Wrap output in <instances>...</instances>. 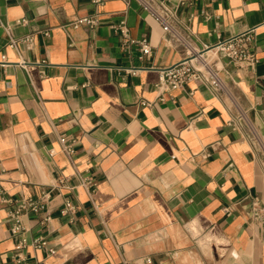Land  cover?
I'll list each match as a JSON object with an SVG mask.
<instances>
[{"label":"crops","instance_id":"crops-1","mask_svg":"<svg viewBox=\"0 0 264 264\" xmlns=\"http://www.w3.org/2000/svg\"><path fill=\"white\" fill-rule=\"evenodd\" d=\"M171 3L197 48L257 28V67H227L225 78L264 141V0ZM96 15V27H71ZM0 19L34 39L16 51L0 28V264H18L19 242L2 201L45 194L46 209L22 217L21 264H264V224L251 217L252 200L264 204L263 158L202 82L159 97L158 69L184 50L136 1L0 0ZM122 21L151 43L150 58L123 49L111 28ZM132 67L144 70H123ZM62 135L74 141L72 161ZM39 237L56 253L36 249Z\"/></svg>","mask_w":264,"mask_h":264},{"label":"built area","instance_id":"built-area-1","mask_svg":"<svg viewBox=\"0 0 264 264\" xmlns=\"http://www.w3.org/2000/svg\"><path fill=\"white\" fill-rule=\"evenodd\" d=\"M106 0H92L96 6L104 5ZM129 6L132 1H136L143 10L156 20L162 27L165 33L172 35L173 39L183 48V58L177 64L160 68L159 80L155 85L156 92L163 99L164 94L170 90H182L193 81L202 82L216 97L223 100L229 105V111H235V114L228 120V125L234 130L240 131L243 138L251 147L258 152L263 158L264 166V141L261 138L259 131L252 125L247 112L242 110L237 102V99L232 92L228 80L225 78L230 75L227 67L234 66L237 68L255 69L259 63V58L256 55L254 48L257 28H251L237 36L230 38L219 39L215 44H203L201 48L194 46L190 36L181 34L176 29L178 21L177 11L172 6V0H123ZM18 24L26 25L27 20H19ZM99 24L98 15L93 17H79L72 21L71 27L80 28L83 26L96 27ZM0 28H4L9 36L8 46L18 51L20 43L28 45L29 49L34 46L32 36L24 38H16L11 32V26L4 25L0 19ZM111 28L119 33L123 38V49L136 47L140 53V59L150 58L153 54V46L148 40L133 39L130 35L129 28L125 21L119 24H113ZM46 36L50 32L45 33ZM1 64H9L7 57L2 56ZM16 65L25 68L28 72L35 66L28 64L25 60H21ZM126 74L136 76L144 68L132 67L123 69ZM44 75V74H43ZM61 151L72 161L74 151V141H70L65 135L59 138ZM54 154V151H51ZM84 186L91 185V182H83ZM2 191L0 181V192ZM48 195L45 194L43 199L35 200L33 198H23L21 200L4 199L2 202L9 205V217L13 221L12 233L19 237L18 245L16 246L17 263L21 264L23 251L27 248L28 239L25 234L27 229L22 223V217L30 213H40L47 207ZM74 207L68 202L64 214L70 213ZM251 217L253 220L264 224V204L259 198H254L251 204ZM49 220V218L47 219ZM36 249L46 250L53 255L56 251L49 248L48 241L44 237L36 238L32 244ZM146 264H151L152 259H145ZM125 264H132L125 262Z\"/></svg>","mask_w":264,"mask_h":264}]
</instances>
